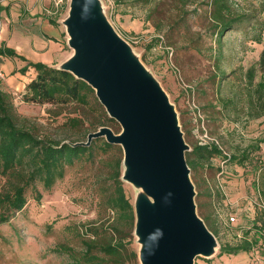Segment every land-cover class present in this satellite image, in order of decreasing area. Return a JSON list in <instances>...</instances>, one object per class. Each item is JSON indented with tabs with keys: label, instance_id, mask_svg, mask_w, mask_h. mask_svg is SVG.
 <instances>
[{
	"label": "rangeland",
	"instance_id": "rangeland-1",
	"mask_svg": "<svg viewBox=\"0 0 264 264\" xmlns=\"http://www.w3.org/2000/svg\"><path fill=\"white\" fill-rule=\"evenodd\" d=\"M137 1L99 0L107 21L173 105L188 145L185 155L198 145V137L204 133L222 152L202 168L189 169L196 214L217 243L211 258H196L194 264H264V72L258 66L264 49V0H229L233 17L242 20L220 42L204 14H190L181 22L182 11L177 15L175 7L183 0H154V9L162 11L165 19L161 24L163 18L147 21L148 9ZM59 5V13L49 12L52 0L46 10L49 13L44 15L62 32L58 41L66 57L73 53L63 25L69 0H61ZM154 22L160 25V31L154 28ZM61 64L49 67L58 69ZM250 69L254 76L251 81ZM17 71L3 74L0 91L10 98L19 121L39 139L85 143L88 133L98 131L100 127L86 131L96 121L88 109L80 110L83 126L72 129L66 122L76 116L74 108L59 110L24 102L25 87L36 74L32 69ZM117 126L118 131L104 127L118 134L121 129ZM225 156L236 160L229 162ZM101 159L110 157L99 155L93 164L67 169L64 178L48 192L40 183L32 184L23 210L13 214L8 223L0 224V264H71L68 257L53 251L64 244L81 253L74 229L78 227L85 234L89 227L107 228L116 221V213L104 211L99 205L102 183H112L111 169ZM122 172L121 163V176ZM119 181L133 206L139 191L121 177ZM36 192L42 197L39 202L34 200ZM229 214L236 218L233 224L226 222ZM124 236L128 252L137 256L136 262L130 258L124 264H140L134 225L132 230H125ZM243 240L257 242L247 253L219 254L221 246L234 247Z\"/></svg>",
	"mask_w": 264,
	"mask_h": 264
},
{
	"label": "water",
	"instance_id": "water-1",
	"mask_svg": "<svg viewBox=\"0 0 264 264\" xmlns=\"http://www.w3.org/2000/svg\"><path fill=\"white\" fill-rule=\"evenodd\" d=\"M73 51L58 70L86 83L110 119L87 136L122 150L121 179L139 193L133 204L140 264H194L216 240L196 214L195 191L176 111L158 82L113 29L99 0H69L63 21Z\"/></svg>",
	"mask_w": 264,
	"mask_h": 264
},
{
	"label": "trees",
	"instance_id": "trees-1",
	"mask_svg": "<svg viewBox=\"0 0 264 264\" xmlns=\"http://www.w3.org/2000/svg\"><path fill=\"white\" fill-rule=\"evenodd\" d=\"M137 3L148 9L147 21L153 23L154 20L164 17L161 16L162 11L158 8V10L154 9V0H138ZM179 4L181 5L175 8L178 10L177 15H180V9L182 11V23L185 21L184 17L190 14H204L213 25L218 42L234 24L242 20L233 17L229 0H183ZM59 12L58 10L57 13ZM163 20L165 19L160 20V24ZM49 22L54 25L53 21L49 20ZM153 26L156 30H161L157 22H154ZM0 55L25 61L11 49H0ZM258 66L264 72V49L259 55ZM28 69H32L36 75L25 87L24 102L51 105L59 110L74 108L76 116L68 118L66 122L72 129L83 126L84 117L80 110L88 109L95 114L96 121L90 123L86 131L104 126L118 131L117 123L107 116L98 103L94 91L86 83L75 79L68 72L39 62L28 63L20 71L24 73ZM252 73L250 69L248 71L250 81L254 77ZM60 114L61 112L57 113ZM78 143L80 142L66 144L39 139L25 122L19 121L10 98L0 91V224L8 223L13 214L23 210L27 203L26 192L33 183H40L43 190L48 192L57 180L64 178L67 169L77 165L93 164L99 155H108L110 159L100 161L111 169L112 183L110 186L102 183L99 205L104 211L116 213V221L109 224L108 229L104 226L89 227L85 234L78 227L74 229L82 249L79 254L64 244L58 245L53 252L68 257L71 264H124L130 258L136 262L135 253H129L123 244L125 230L133 229L135 217L133 206L125 198L119 181L122 150L119 146L108 144L101 138L92 140L88 146H76ZM221 154L222 152L215 145H195L185 155L186 163L191 171L196 170L202 168L209 159ZM223 158L229 162L236 160L232 156ZM41 198V194L36 192L34 200L39 202ZM259 236L257 235V239L260 238ZM255 242L257 240H243L234 247L224 245L220 247L219 254L231 256L239 252L247 253Z\"/></svg>",
	"mask_w": 264,
	"mask_h": 264
},
{
	"label": "crops",
	"instance_id": "crops-1",
	"mask_svg": "<svg viewBox=\"0 0 264 264\" xmlns=\"http://www.w3.org/2000/svg\"><path fill=\"white\" fill-rule=\"evenodd\" d=\"M51 4L52 0H0V49H11L25 59L0 55V71L4 75H11L28 63L53 67L70 57H65L58 41L62 32L44 15Z\"/></svg>",
	"mask_w": 264,
	"mask_h": 264
},
{
	"label": "built area",
	"instance_id": "built-area-1",
	"mask_svg": "<svg viewBox=\"0 0 264 264\" xmlns=\"http://www.w3.org/2000/svg\"><path fill=\"white\" fill-rule=\"evenodd\" d=\"M61 2V0H53V7L50 9L51 11L49 12H52V14H55L58 12V10L60 9V6L59 3ZM47 13H49L48 11H46ZM4 75L3 73L0 71V78H3ZM199 146H211V145H215L217 144L213 139L209 138V136L204 133V134H201L200 137H198V143H197ZM236 221V218L234 217V215L232 214H229L226 216V222L227 224H233L234 222Z\"/></svg>",
	"mask_w": 264,
	"mask_h": 264
}]
</instances>
